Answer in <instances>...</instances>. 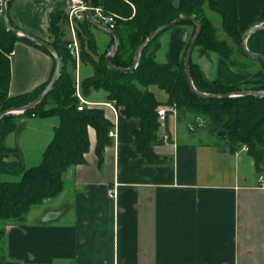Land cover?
I'll list each match as a JSON object with an SVG mask.
<instances>
[{"label": "crops", "instance_id": "1", "mask_svg": "<svg viewBox=\"0 0 264 264\" xmlns=\"http://www.w3.org/2000/svg\"><path fill=\"white\" fill-rule=\"evenodd\" d=\"M68 7L69 0H11L7 13L23 33L49 42L50 14ZM260 9L261 0H240L242 30ZM192 30L182 25L163 33L154 51L156 60L178 64ZM106 35L100 52L108 49L111 38ZM52 66L48 53L17 42L9 96L46 83ZM215 74L241 86L264 82L262 71L250 78L236 74L220 58ZM91 75L89 64L76 65L75 95L86 108L103 111L115 136L109 137L99 161L96 132L87 129L84 162L67 172L62 191L33 206L22 220L6 223L7 258L19 264H264V159L256 166L247 150L230 151L218 140L179 142L175 112H168L151 147L157 163L149 164L134 144L140 120L115 109L103 90L82 95L80 83ZM148 90L159 107H165V92L156 86ZM20 121V134L5 139L16 151L4 160L37 166L59 118ZM163 134L168 139L162 140Z\"/></svg>", "mask_w": 264, "mask_h": 264}, {"label": "trees", "instance_id": "2", "mask_svg": "<svg viewBox=\"0 0 264 264\" xmlns=\"http://www.w3.org/2000/svg\"><path fill=\"white\" fill-rule=\"evenodd\" d=\"M10 2L6 3L7 9ZM91 2L93 7H100L103 14L113 16V31L119 43L110 62L118 68L131 67L137 48L156 28L179 17H193L201 27L193 48V51L198 49L200 57L209 58L213 53L226 61L237 73H246L258 63L264 75V62L247 57L241 47L244 32L264 22V0H261L259 14L244 30L241 29L239 22L240 0H91ZM213 15L218 17L219 26H215ZM11 24L13 25L12 22ZM61 24H65L67 28L66 12L51 13L49 22L51 40L48 43L57 52L61 63L60 74L53 89L31 110L18 115H6L0 119V264H19L6 256L4 245L6 223L22 220L33 206L42 204L62 191L67 172L84 162V154L89 148L87 129L91 127L96 132V152L99 161L102 160L104 147L110 143L108 132L111 124L105 119L103 111L86 107L82 111L76 109L79 105L75 95L76 64L67 49L68 41L63 40L64 33L59 27ZM182 25L191 26L193 30L178 64L161 63L156 60L154 51L162 33L142 50L134 70L118 72L106 63L107 50L103 53L98 52L93 37V29L97 28L89 19L77 22L80 61L92 67V75L81 82L82 95L87 96L93 90H103L115 109H119L126 117H137L140 120V128L134 133V144L149 164L157 163L151 147L157 140L160 127L157 115L160 103L148 90L149 87L156 86L167 95L164 106L173 108L179 118L190 113L200 119L204 131L216 140L226 142L230 151L242 146L247 147L248 154L258 166L264 159V97L244 95L205 98L197 95L189 86L184 70V56L194 34L195 24L183 22L169 30ZM219 33H222V37L218 36ZM109 36L111 39L108 48L113 43V37ZM19 41L48 53L52 57L53 66L46 83L32 92L9 96L11 64L9 54L14 51L15 44ZM85 44L96 58L85 50ZM246 46L249 52L264 57V29L251 34ZM236 53L242 57L241 60ZM54 67L55 60L46 48L7 31L0 5V113L32 102L47 86ZM188 70L192 85L199 93L228 95L243 90L264 91V82L260 85L241 86L217 78L210 79L192 58ZM52 116L59 118V125L54 129L52 141L43 151L41 162L33 167H26L23 163L17 165L6 163L4 158L16 150L7 147L5 139L11 133L18 136L23 130L24 122L20 119ZM221 131L226 133L223 138L217 136Z\"/></svg>", "mask_w": 264, "mask_h": 264}, {"label": "water", "instance_id": "3", "mask_svg": "<svg viewBox=\"0 0 264 264\" xmlns=\"http://www.w3.org/2000/svg\"><path fill=\"white\" fill-rule=\"evenodd\" d=\"M8 1L11 0H1V14H2V18H3V22L5 24V27L7 29V31L11 32L12 34L16 35L19 38H23L25 40L31 41L33 43H35L38 46L44 47L46 48L50 54L53 56L54 60H55V69H54V73L50 79V81L48 82L47 86L44 88V90L29 104L22 106V107H18V108H11L9 110H6L5 112L0 113V119H2L4 116L6 115H18V114H22L23 112H26L28 110H31L32 108H34L37 104H39L47 95L48 93L53 89L59 74H60V68H61V63H60V59L57 55V52L55 51V49L48 43V42H44L41 40H38L32 36H29L28 34L23 33L21 30L15 28L9 19L8 13H7V7H6V3ZM89 6H92V2L91 0H87ZM89 20L91 21V23L100 31L109 34L113 37V43L112 45L109 47L108 52L106 54L105 60L106 63L108 64V66L118 72H129L134 70L137 67L138 64V60H139V56L140 53L142 52V50L153 40L155 39L158 35L164 33L165 31L175 27L176 25L183 23V22H192L195 24V31L193 36L190 39V42L187 46L186 52H185V56H184V70H185V75L188 81L189 86L191 87V89L199 96L201 97H205V98H225V97H235V96H244V95H250V96H254V97H264V91H247V90H243V91H237V92H233L231 94L228 95H211V94H204V93H199L197 92L191 82L190 79V75H189V62L191 60V55H192V51L193 48L195 46L196 40L200 34L201 31V27L199 22L193 18V17H179L176 20L167 23L165 25H162L158 28H156L153 32L150 33V35L147 37V39L137 48L133 60H132V64L131 67L127 68V69H122V68H118L116 66H114L113 64H111L110 62V58L112 56H114V54L117 51V46L119 43L118 37L115 34L114 31L109 30L106 26L101 25L100 23H98L97 21H95L91 14H89ZM262 29H264V22H262L261 24L255 25L250 27L248 30H246L243 34L242 40H241V47L242 50L244 51V53L246 54L247 57L254 59V60H258L261 62H264V57L258 54H254L248 51L247 46H246V42L248 37L256 32L261 31ZM217 136L220 138H223L226 136V133L221 131L217 133Z\"/></svg>", "mask_w": 264, "mask_h": 264}, {"label": "rangeland", "instance_id": "4", "mask_svg": "<svg viewBox=\"0 0 264 264\" xmlns=\"http://www.w3.org/2000/svg\"><path fill=\"white\" fill-rule=\"evenodd\" d=\"M214 17V23L215 26H219V19L216 15H213ZM61 31L64 33L63 40L68 41L71 36L69 34V32H67V28L65 24H61L60 26ZM171 30L166 31L164 34L169 33ZM219 37H222V33H219L218 35ZM93 37H94V41L96 44V47H98V49L101 47L103 48L104 43L107 41V39H109V37L106 34L101 33L100 31H98L97 29H93ZM160 39V38H159ZM158 39V40H159ZM188 42V40H187ZM186 42V43H187ZM230 43V42H229ZM231 44V43H230ZM110 45V42L108 44V46ZM109 49V48H108ZM104 50L103 52L106 51V54L108 52ZM85 50L90 53V55L93 58H96L94 53L91 51V49L88 47L87 44H85ZM99 53H103L98 51ZM236 56L239 58V60L242 59L241 56H239L238 53H236ZM192 60L195 61L196 63H198L200 65V67L202 68V70L204 71L206 77L212 79V78H216V65L218 62L219 57L215 54H211L209 58H205V57H200L199 53H198V49H195L192 53ZM83 66V65H81ZM55 69V67H54ZM233 71L236 74H240V75H244V76H249V78L254 75H256L260 70V66L258 63H255L246 73H237V71L232 68ZM54 73V72H53ZM75 75V73H74ZM81 86V83H80ZM243 86V85H242ZM245 86V85H244ZM76 87V84H75ZM170 108V107H166ZM167 113L171 112L168 109L166 110ZM166 113V114H167ZM175 117H176V134H177V139L179 142H191L193 141L194 143L197 142H201V143H208V141H212V140H216L215 137L209 136L205 131H204V127L201 124V120L198 118H195L192 114L187 113L186 115L182 116L181 118L178 117V115L176 114V112L174 113ZM194 121V123H193ZM224 144H226V142H224Z\"/></svg>", "mask_w": 264, "mask_h": 264}, {"label": "built area", "instance_id": "5", "mask_svg": "<svg viewBox=\"0 0 264 264\" xmlns=\"http://www.w3.org/2000/svg\"><path fill=\"white\" fill-rule=\"evenodd\" d=\"M67 14V32H69L71 38L68 40L67 49L69 50L71 56L75 60V64L77 65L80 62V49L79 42L77 38V29L76 23L82 22L85 19H89V14H91L92 18L100 23L103 26H106L109 30L113 31V16L103 14V11L100 7L89 6L87 0H69V7L66 11ZM13 52L9 54L11 58ZM76 97L79 100V105L76 108L78 111H82L85 108V102L79 97L76 92ZM171 112H175L173 108H167ZM166 107H159L157 109L158 122L160 127L164 123V119L167 113ZM109 137L115 136L114 132L110 131L108 133ZM162 140H166L167 135H161ZM241 149L247 150V147L242 146Z\"/></svg>", "mask_w": 264, "mask_h": 264}]
</instances>
